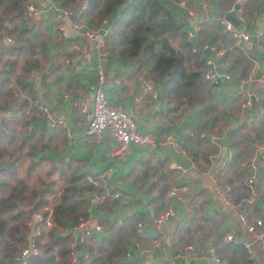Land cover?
I'll list each match as a JSON object with an SVG mask.
<instances>
[{"label":"crops","instance_id":"crops-1","mask_svg":"<svg viewBox=\"0 0 264 264\" xmlns=\"http://www.w3.org/2000/svg\"><path fill=\"white\" fill-rule=\"evenodd\" d=\"M37 1L36 24L27 22L22 12L17 22L4 19V30L0 31V160L7 167L13 165L15 174L21 172V176L14 175L13 179H22L27 186L41 190L51 188L58 174L66 179L64 187L86 186L83 196L88 201L85 207L87 218L82 224L87 230L98 225L100 219L121 223L129 215H134L133 231L128 232L119 253L109 259L106 251L97 253L101 264H213L214 255L208 252L210 247L223 262L224 255L236 259L231 249L225 252L227 243H242L248 248L254 264H264V238L258 240L250 235L239 221L237 211L226 207L217 194V187L223 189L226 185L229 190L225 197L231 203L249 195L244 186L248 172L243 164L254 157L252 139L256 133L249 127L255 123L261 108L255 103L242 108L240 103L246 95H256L258 100L264 97V81L258 80L259 74L264 75V0H243L242 22L234 23V26L248 33L249 39L240 46L232 41L231 45L220 44L219 34L213 32V19L226 16L236 0H190L195 22L173 1L161 0L182 31L186 34L192 32V39H186L192 46L200 48L197 52L202 58L204 56V61L219 44L221 47L216 49L223 50L221 59L225 65L218 71L226 69L229 78L212 85L210 95L203 100L212 107L204 118L213 119L202 129L189 124L200 108L197 105L174 117V112L169 110V104L161 96V80L152 83L157 91L155 100L147 105L132 102V97L139 91V72L136 71L139 61L135 64V60L131 63L113 57L106 59V55L96 51L91 40L84 36V31L91 25L88 17L82 14L84 5ZM14 22L18 23L16 30L10 31ZM199 23H203L200 28L197 27ZM105 26L107 29L103 30ZM104 31L106 38L112 37L107 22H103L98 30L99 33ZM5 34L32 42L36 56L33 69L23 72L22 57L15 56V52L7 51L5 47ZM203 34L208 35L202 38ZM12 44L22 46L21 40ZM49 59H52V65L48 69ZM98 68L107 100L134 119L137 132L157 137L176 134L174 138L181 147L191 132L206 131L211 135L215 132V143L208 137H197L200 145L197 148L195 141H186L183 149L188 158H183L190 162L187 168L168 167L172 160L165 145L155 149L133 146L119 159L110 157L107 155L109 138L97 139L86 134L84 114L77 105L72 106L74 100L90 95ZM252 71L254 73L249 75ZM238 90L241 92L236 94ZM259 133L257 141L263 143L264 129H259ZM228 157L229 161L219 167L220 162ZM144 160L150 167L143 163ZM259 163L257 196L251 204L244 205V211L249 220L262 219L264 230V203L258 196L264 186V164ZM243 168L246 173L238 174ZM102 173L107 178H100ZM86 176L94 182L87 181ZM180 184L187 187L181 201L166 195L165 191L170 187ZM161 187L164 188V206L155 210L156 192ZM114 192L120 196L111 198ZM68 195H71L69 190ZM53 196L51 190L47 200ZM49 202L53 204L54 200L49 199ZM27 208L32 210L31 206L26 207V211ZM168 208L172 215L164 223L154 225L152 219ZM258 211L260 215L256 214ZM138 222L141 224L139 235L135 232ZM61 230L62 227L58 226V235H52L51 241L56 237H67V230L59 232ZM104 236L106 232L100 229L91 237L98 240ZM226 236L230 238L226 239ZM71 242L69 238L66 245L70 247ZM38 249L41 251L40 246ZM86 255L88 257L87 252H81L82 257Z\"/></svg>","mask_w":264,"mask_h":264},{"label":"trees","instance_id":"trees-1","mask_svg":"<svg viewBox=\"0 0 264 264\" xmlns=\"http://www.w3.org/2000/svg\"><path fill=\"white\" fill-rule=\"evenodd\" d=\"M55 1H61L66 5H84L81 11L88 17L91 24L90 29L99 30L103 26V22H107L111 27L112 37H110L111 39L105 37L104 40L102 51L105 53L106 59L113 57L131 63L135 59H139L136 71L146 76L150 83L162 81L161 96L169 104V110L174 112V117L186 110L193 109L197 105L200 108L193 120L189 122L190 126L198 125V128L202 129L207 122L212 121V117L204 118V114L212 111V107L208 101L204 103L203 100L210 95L209 89L212 85L214 86V84L203 81L201 78V72L205 67L204 57L202 58L197 51L191 52L192 45L186 39L188 38L186 32L182 31L180 25L175 22L173 15L167 9L168 7L163 5L161 0ZM24 3L25 0H0V31L4 30V19L7 22L13 20L17 22L23 12ZM16 22L12 24L10 31L16 30L18 24ZM202 26L203 23L197 25L198 28ZM213 30L219 34L220 44L225 42L226 45H231L232 40L227 36L222 25L215 22ZM207 35L203 34L202 38H206ZM4 37L11 40L10 43H6L7 51L10 50L16 53L15 56L22 57L21 68L23 72L26 73L33 69L36 65V56H34L35 51L32 42L21 37H14L13 39L9 34H5ZM20 40L22 42L21 47L12 44L13 42L19 43ZM220 44L216 48H220ZM40 54L42 53L40 52ZM146 68L149 73L147 75ZM259 93L262 94L261 91ZM259 104L261 112L255 119V123L249 127V130H254L257 136L254 134L252 142L259 139V129H264V97L259 100ZM189 124L187 128H189ZM197 139L186 135L182 148H185L186 141L188 143L195 141V147L199 148ZM14 158L17 159L18 157L14 156ZM2 163L4 162L0 160V264H14L15 255L29 242L33 224H36L26 211V207L29 206L32 207V213L39 212L42 218H45L48 209L51 208L50 215L53 226L48 228L39 226L40 232L35 236V241L37 249L40 246L41 251L38 249L37 253L27 255L26 264H101L97 253L106 251L108 259L119 253L128 232L133 231L134 215H129L121 223L116 220H98L97 226L106 232V236L96 240L91 237L95 234L93 233L90 238L84 240L85 242L78 244L75 248L77 262L74 263L69 255V245H66L70 238L68 230L72 226L75 227L83 223L87 218L85 207L88 201L83 196L87 187L68 186L59 194L58 202L53 203L51 207L47 200V194L51 191L50 186L39 190L38 187L27 186L22 179L14 180L13 165L7 167ZM143 163L150 167L147 160H144ZM245 173L243 168L238 174ZM244 186L246 185L244 184ZM163 189L161 187L158 189L159 192H156L158 196L155 197L154 201L155 210L164 206ZM68 190L71 191V195H68ZM258 196L260 201L264 203V186H261ZM106 209L104 208V210ZM256 214L260 215V212L258 211ZM245 218L248 219L247 215ZM63 220L64 222H62ZM58 226L62 227L59 232L67 230V237L59 235L60 237L55 236L56 238L51 241V237L57 233ZM107 229L108 231H106ZM46 236L48 237L47 240ZM78 247L80 250L77 249ZM224 249L225 252L231 249L232 253L236 255V259L224 255L225 264H254L242 243H227ZM82 251L87 252L88 257H82ZM214 256L223 261L215 249Z\"/></svg>","mask_w":264,"mask_h":264},{"label":"built area","instance_id":"built-area-1","mask_svg":"<svg viewBox=\"0 0 264 264\" xmlns=\"http://www.w3.org/2000/svg\"><path fill=\"white\" fill-rule=\"evenodd\" d=\"M173 0H168L171 2ZM38 1L37 0H25L24 3V19L27 22H32L35 24L36 15L38 14ZM55 2V0H53ZM243 0H236L231 4L226 12V16L213 19L214 22L222 25L223 30L230 37L232 42L236 46H240L243 42L248 41L249 34L240 31L234 26V23L242 22L243 19ZM173 3L184 10L185 15L189 18H196L194 10L190 7V0H176ZM168 5V4H167ZM169 6V5H168ZM236 6V7H235ZM104 30V29H103ZM192 32L187 33L188 39H192ZM84 36L87 39L91 40L96 51L100 52L101 55L105 56V53L102 51L104 47V40L106 36V32L99 33L98 30L87 28L84 31ZM4 40L7 42H11L9 38L4 37ZM205 49V47H203ZM191 51H200L198 46H191ZM204 52V50H202ZM223 55V50L221 49H213L212 55L210 57H205V67L202 70V79L204 81L209 82L210 84L217 85L221 80H227L229 78V74L226 69L224 71L219 72L218 69L225 65V61L221 59ZM256 65L253 66L255 70ZM254 72H250L249 75ZM98 76L96 77V81L92 87V92L90 95L85 94L81 100L72 102V106L76 105L79 107L81 113L84 114L85 117V133L91 136L96 137L97 139L102 136H106L110 140V145L107 150V155L110 157L121 158L122 155L131 150V148H149L155 149L158 147H163L166 144H169L181 157H186L184 149L180 146L177 138H172L171 135L166 134L163 136H153L146 133H139L136 129V124L133 118H131L128 114H126L120 108H117L109 103L107 97L104 92V84L103 77L100 75L101 71L97 69ZM138 83H139V91L132 97L133 103H139L142 105H147L152 100H155L157 97V91L152 83H150L147 79L143 78L142 73H139ZM258 80L264 81V75L259 74ZM241 90H238L236 94H239ZM79 103V105H78ZM259 104V100L256 95H246L240 103V107L247 108L250 104ZM45 111V108L41 109ZM1 118V117H0ZM0 124V128H1ZM224 130H227L225 128ZM188 137L190 138H204L208 137L210 142L215 143L216 137L211 134L206 133V131H200L197 133H189ZM253 152L254 157L253 160L247 164H243L246 167L248 172L245 184L249 190V195L240 199L237 203H231L225 197V192L228 189V186H224L223 189H220L221 186H218V197L223 202V204L229 209H233L237 211L238 219L243 224L245 230L252 235L254 238L258 240H262L264 238V230H263V221L260 218H253L251 220L245 218L244 205L251 204L252 201L257 196V166L258 163L261 162L264 164V142L254 141L253 142ZM189 161V160H188ZM227 161H229V157L222 160L219 164V167H222ZM260 164V163H259ZM168 167L178 168V165L171 161L168 164ZM100 178H107L105 174H100ZM85 179L89 182H94L92 178L86 176ZM187 187L184 184L175 185L170 187L166 195L176 201H181L183 199V194L186 192ZM119 193H113L110 195L111 198H118ZM51 208L48 209V212L45 218H42L39 212H34L31 214V219H33L36 224H33L32 234L23 248L15 255L14 264H26V256L29 254L37 253L38 249L36 246L35 236L39 234V229L41 227L48 228L52 226L51 222ZM172 215V210L170 208L166 209L162 213L158 214L156 217L152 219L154 225L158 226L166 221V219ZM141 224H137L136 234H140ZM100 227L95 225L92 230H87L84 228L83 224L80 223L78 226L70 227L68 230L69 237L72 240L71 245L69 247V255L72 257V261L74 263L77 262V254L75 248L78 244L82 243L88 237H90L93 233L99 232ZM230 236H226V239H229ZM31 240V241H30ZM35 243V244H34ZM246 247V246H245ZM190 247H188L189 249ZM247 251L248 248L246 247ZM209 254L214 255V249L212 247L208 250ZM83 257H87L83 256ZM213 264H225L223 261L218 260L215 256L213 257Z\"/></svg>","mask_w":264,"mask_h":264},{"label":"water","instance_id":"water-1","mask_svg":"<svg viewBox=\"0 0 264 264\" xmlns=\"http://www.w3.org/2000/svg\"><path fill=\"white\" fill-rule=\"evenodd\" d=\"M236 7V6H235ZM192 20V22H195L193 19H191ZM190 20V21H191ZM107 26H105V27H103V29L105 30V29H107L106 28ZM204 52H205V50H204ZM206 54V53H205ZM49 62H48V69L50 68V66L52 65V59H49L48 60ZM138 59H135V61H134V63L135 64H137L138 63ZM178 131L176 130V133H177ZM174 137H176V134H174L173 135V137L172 138H174ZM165 147V150H166V152L168 153V155H169V157L171 158V160L174 162V163H176L177 165H179L180 167H182V168H187V167H189V164H190V162L187 160V159H185V158H183V157H181L169 144H167V145H165L164 146ZM257 188V187H256ZM88 198H90V196H87ZM27 212H28V214H29V216L32 214V210H31V208H27ZM180 212V211H179ZM180 213H182V212H180Z\"/></svg>","mask_w":264,"mask_h":264},{"label":"rangeland","instance_id":"rangeland-1","mask_svg":"<svg viewBox=\"0 0 264 264\" xmlns=\"http://www.w3.org/2000/svg\"><path fill=\"white\" fill-rule=\"evenodd\" d=\"M22 64V63H21ZM147 68H146V75H147ZM149 74V73H148ZM140 76V75H139ZM146 76H143V78H145ZM145 79H147V77L145 78ZM225 129V128H224ZM215 134V132H212V135L214 136V137H216L214 134ZM217 159V158H216ZM17 170H18V168H17ZM19 176H21V172H17L16 174H15V177H19ZM55 179H54V185H51V190H52V192H53V197L52 198H49L48 197V202H49V199L51 200V201H53L54 200V203L55 202H58V196H59V194L61 193V192H63V190L65 189V188H67V187H64V185L66 184V179L64 178V177H62V176H60V175H55V177H54ZM35 178H33V180H34ZM60 179H62V181L60 180ZM47 180H50V179H47ZM30 183H32V184H35L32 180H30L29 181ZM51 207H52V204H51Z\"/></svg>","mask_w":264,"mask_h":264},{"label":"clouds","instance_id":"clouds-1","mask_svg":"<svg viewBox=\"0 0 264 264\" xmlns=\"http://www.w3.org/2000/svg\"><path fill=\"white\" fill-rule=\"evenodd\" d=\"M173 1H176V0H173ZM193 19V18H192ZM192 52V51H191ZM204 57V56H203Z\"/></svg>","mask_w":264,"mask_h":264}]
</instances>
